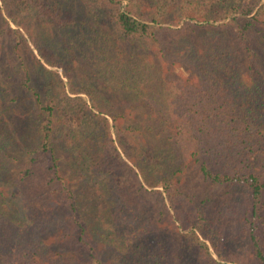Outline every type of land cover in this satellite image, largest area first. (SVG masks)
Segmentation results:
<instances>
[{
	"label": "trees",
	"instance_id": "16d2710c",
	"mask_svg": "<svg viewBox=\"0 0 264 264\" xmlns=\"http://www.w3.org/2000/svg\"><path fill=\"white\" fill-rule=\"evenodd\" d=\"M68 1L0 0V17L13 39H22L23 20L38 9L65 16ZM81 1L89 18L66 34L63 50L47 56L30 39L46 65L68 68L64 82L36 59L44 83L39 90L27 86L31 135H22L11 118L0 79V180L16 158L9 148L31 136V162L46 159L68 212L60 219L49 210L45 223L25 228L21 221L29 219L18 196L36 174L27 170L8 180L0 204L8 203L4 210L18 206V213L0 227V264L63 263V243L43 240L61 220L94 249L89 264H222L214 255L227 260V245L239 251L237 263L264 264V0ZM98 19L109 26H96ZM73 48L90 63L81 80L60 53ZM22 68L15 66V75L30 81ZM115 101L129 106L111 110L103 104ZM125 137L138 155L127 151ZM106 143L112 156L119 147L136 167L120 159V175L127 168L148 187L160 188L122 184ZM187 158L216 189L211 209L176 183ZM63 162L77 172L79 190L66 189ZM184 202L178 231L171 210L179 213ZM164 218L173 229L158 225Z\"/></svg>",
	"mask_w": 264,
	"mask_h": 264
},
{
	"label": "rangeland",
	"instance_id": "374dc122",
	"mask_svg": "<svg viewBox=\"0 0 264 264\" xmlns=\"http://www.w3.org/2000/svg\"><path fill=\"white\" fill-rule=\"evenodd\" d=\"M66 4L65 10L67 15L65 14V16L57 15L60 12L59 9L53 14L48 13L47 15L44 14L43 10L38 9L39 11L37 12L38 14H36V17L33 16L29 19L23 20L22 23L24 27H21V31L23 33L22 39H13L12 33L9 32L0 17V25L3 31V33L2 31L0 33V79L6 88V91L4 92L5 104L11 106L9 114L11 115V118L13 117V121L20 127V133L22 135H31V133H33L32 131L34 125L33 108L31 106L33 98L31 91L28 90L29 88L27 86L31 85L35 89L37 88L36 90H39L37 85L40 86V84L44 83L43 75L38 71V63L36 62V59H40V56L37 48L33 45L30 39H35L38 43V46L42 48L47 56H51L53 52L57 54L59 49L63 50L64 45L62 42L64 43L63 38L66 37V34H70L74 32V30L76 32V30H78L80 27V22L86 21L87 23L89 18V14L86 9L81 7V0H69L66 2ZM6 18L7 20L9 19L7 16ZM97 21L101 20L98 19ZM92 25L93 23L91 21L89 26ZM98 25L105 27L109 26L106 24V21L105 23L101 21L100 24H96V26ZM9 26L13 29H16V26L11 22H9ZM73 50L75 53L74 51L71 52L65 50L61 51L60 53L64 56H67V61L69 63L68 67L69 69H73L70 73L73 75L75 74V77L81 80L83 74L86 75V73L89 71L87 69H90V63H87L88 60L84 59L85 55H82V53H80L77 49L73 48ZM40 61L48 69L57 71L58 75L63 78L64 82H67L64 73L66 70H68V68H61L60 66L51 67L46 65L43 59H40ZM15 66L23 68L25 67L30 72L31 80L28 81L24 73L15 75L18 71L15 69ZM13 99L16 100L12 102ZM110 103L109 105L106 103L103 104L107 106V109L111 110H116L118 107L117 105L129 106L128 103L122 104L118 103V101ZM137 105L141 107L144 104L139 102ZM127 137H125V148L134 156L138 155L137 153L140 152V150H136V147H134L132 144L133 141ZM31 138V136L27 137L24 139V141L22 139H16L14 142L15 144L9 148V152L13 154L12 157L16 158L11 160L14 165L9 164V171L6 174H3V179L0 180V191L6 193L4 188H8L10 185L8 180L17 181L20 177L25 175L27 170H32L36 174V176L26 179L27 182L23 183L24 187L21 188L20 195L18 196V200L22 202L23 208L27 210L26 216H28L29 219L28 224H25L24 221H21L24 220L22 215L18 216L25 228L37 222L38 224L45 223V217L50 215L49 210H56V212L61 217L60 219L67 218V216L63 217L62 215L68 214L65 207L66 201L64 198H62L65 196V193L62 191V187L57 185L56 181L50 182L52 174L50 170H47L46 166L44 167V165L47 164L46 159L38 156L36 157L34 163L31 162L33 153L28 151V148H30V145L32 144ZM117 148L119 153L117 157L112 156L113 149L110 145H107V143L105 152L108 156V160L112 158L115 162V166H118V173L119 166H121V160L126 161L136 170V167L133 165L132 161L127 157V155H125L119 147ZM64 159L66 160V155ZM180 163V171L176 174L178 181L176 183L178 184L180 191L184 192L186 196L188 195L191 197L194 203H199L204 200L206 208L211 209L213 204L210 202V200L215 197L216 189L214 190L212 185L201 176L193 159L187 158ZM61 166L63 167L62 169L64 170L65 174L64 179H66L67 182L65 184L67 187L66 189L79 190L80 187L78 185V181H76L77 172L73 171V173L69 170L72 165H68L66 162H63ZM121 169V175L119 173L118 178L121 180L122 184H131L133 188L138 187L139 182L144 184L138 173L137 177H135L133 173H130L127 168ZM144 187L148 191L160 188L148 187L145 184ZM3 203L8 205L5 200H3ZM3 203L0 204V212H4V216H0V227L16 218L15 216L18 213V206L9 205L7 206V210H4L5 207L2 206ZM183 204H180V207H178L179 213L175 214L174 211L171 210V213L173 214L172 219L175 221L176 229L178 231H182V225L180 224L178 217L182 218L183 208L189 203L184 202ZM158 225L166 229H173L172 221L169 220V218H164L163 221L158 223ZM76 232L77 231L75 228H73V226L69 225V223L65 222L64 220H61L57 225V229L54 228L53 230L45 233L47 236H44V241L47 243L62 242L65 248L68 257H66L63 263L57 264L90 263L92 254H94L95 251L94 249H90L89 247L85 246L83 243L78 242L75 235ZM90 244H92V241H90ZM226 250L228 252L227 260L221 261L216 255H214V258L222 264H239L236 261L239 256V251L232 249L229 245H227Z\"/></svg>",
	"mask_w": 264,
	"mask_h": 264
}]
</instances>
